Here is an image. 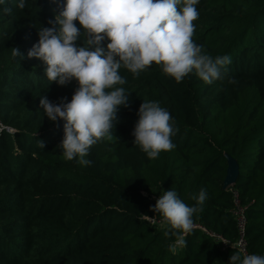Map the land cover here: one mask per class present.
I'll return each mask as SVG.
<instances>
[{"label": "trees", "instance_id": "16d2710c", "mask_svg": "<svg viewBox=\"0 0 264 264\" xmlns=\"http://www.w3.org/2000/svg\"><path fill=\"white\" fill-rule=\"evenodd\" d=\"M17 3L0 6L10 9L0 10V122L8 126L0 133V185L14 196L0 197V264H228L238 250L220 248L200 227L173 251L166 226L143 218L155 216L163 190L174 188L192 205L204 188L208 199L193 224L234 242L233 201L223 187L228 158L238 166L232 185L245 210L246 249L264 255V0L196 5L193 42L212 57H231L223 80L205 84L193 73L177 83L155 64L139 75L119 69L128 106L117 112L113 139L90 147L89 166L64 159V121L40 125V97L70 100L68 85L49 82L46 65L27 58L62 0ZM143 101L159 102L178 129L175 148L155 159L131 135Z\"/></svg>", "mask_w": 264, "mask_h": 264}, {"label": "clouds", "instance_id": "9594fccd", "mask_svg": "<svg viewBox=\"0 0 264 264\" xmlns=\"http://www.w3.org/2000/svg\"><path fill=\"white\" fill-rule=\"evenodd\" d=\"M6 2L0 0V6ZM26 2L18 0L17 8L24 9ZM198 3L199 0H62L59 12L48 21L50 26L37 31L39 39L27 51V58H37L46 65L44 76L49 82L58 86L72 81L77 84L70 100L62 97L55 103L44 96L39 99L49 121H64L58 147L65 160L76 158L78 164L89 166L92 161L86 157L90 147L101 139H113L117 112L129 102L125 89L118 86L126 83L119 69L139 75L155 64L177 83L193 73L205 84L224 79L231 57H212L193 42ZM179 5L182 7L178 10ZM12 54L21 57L18 49L14 48ZM228 82L236 83L235 79ZM136 114L131 135L149 159L175 148L172 137L178 129L159 102L143 101ZM7 127L0 122V133ZM39 146L43 148L41 141ZM191 199L194 203L188 205L174 188L163 190L152 206L155 216H147L153 222L159 217L166 226L163 234L174 237L170 245L173 251L186 246L194 214L203 211L208 193L201 188ZM228 264H264V255L240 249L231 254Z\"/></svg>", "mask_w": 264, "mask_h": 264}, {"label": "built area", "instance_id": "2783aa9c", "mask_svg": "<svg viewBox=\"0 0 264 264\" xmlns=\"http://www.w3.org/2000/svg\"><path fill=\"white\" fill-rule=\"evenodd\" d=\"M231 194L232 196V201H233V206L231 208V214L233 218L235 219L236 222V227L238 230V238L234 242H230L226 238L222 237L221 235L215 234L213 232L207 231L205 228L202 226H199L197 224H193L194 227H200L202 230H204L210 237H212L214 240L218 242V245L220 248H225L230 245L234 246L238 251L240 249H244L247 253L246 249V241L244 239V232H245V226H246V216H245V210L244 207L241 205L239 198H238V192L237 190L233 187L232 184H228L225 187ZM145 220H147L150 224H153L158 227H164L160 223V218L156 217L155 222L153 220L149 219L147 216H143ZM249 254V253H248Z\"/></svg>", "mask_w": 264, "mask_h": 264}, {"label": "rangeland", "instance_id": "374dc122", "mask_svg": "<svg viewBox=\"0 0 264 264\" xmlns=\"http://www.w3.org/2000/svg\"><path fill=\"white\" fill-rule=\"evenodd\" d=\"M74 23H76L77 24V26L79 27V25H78V22L77 21H74ZM30 29V28H29ZM23 35V34H22ZM29 39V38H28ZM107 42V41H106ZM76 43L77 44H80L81 42L80 41H76ZM17 44V39H16V43H15V45ZM76 87H77V84H76V82L75 81H72L71 83H69L68 84V92L69 91H71V96H72V94H73V92H74V90L76 89ZM54 102V101H53ZM55 103H59V102H55ZM38 111H40V109L38 110ZM40 113H42V112H40ZM38 117H40V119H41V122H40V125L41 126H47L48 124H51V121H49L48 120V118L46 117V116H44L43 114L42 115H38ZM55 123V122H54ZM42 132H44V130H43V128L42 127H40V128H38V132H36V133H38V135L39 134H41ZM0 197L2 198V199H4V198H8V197H14V196H12L10 193H8V191H6V189H5V187L3 186V185H0Z\"/></svg>", "mask_w": 264, "mask_h": 264}, {"label": "water", "instance_id": "95a60500", "mask_svg": "<svg viewBox=\"0 0 264 264\" xmlns=\"http://www.w3.org/2000/svg\"><path fill=\"white\" fill-rule=\"evenodd\" d=\"M238 174V166L232 158H228V167L226 177L223 182L225 188L228 184H233Z\"/></svg>", "mask_w": 264, "mask_h": 264}]
</instances>
